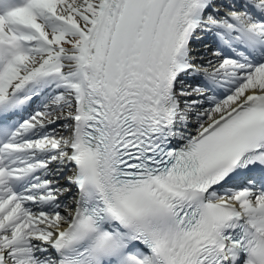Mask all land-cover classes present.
Here are the masks:
<instances>
[{
	"label": "snow or ice",
	"instance_id": "1",
	"mask_svg": "<svg viewBox=\"0 0 264 264\" xmlns=\"http://www.w3.org/2000/svg\"><path fill=\"white\" fill-rule=\"evenodd\" d=\"M0 264H264V0H0Z\"/></svg>",
	"mask_w": 264,
	"mask_h": 264
}]
</instances>
